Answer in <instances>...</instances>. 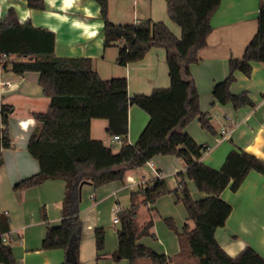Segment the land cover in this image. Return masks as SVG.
Wrapping results in <instances>:
<instances>
[{"label": "trees", "instance_id": "16d2710c", "mask_svg": "<svg viewBox=\"0 0 264 264\" xmlns=\"http://www.w3.org/2000/svg\"><path fill=\"white\" fill-rule=\"evenodd\" d=\"M105 21V45L118 41L120 51L117 62L127 65L143 59L153 47H164L171 77L169 87L155 88L150 94L130 96L128 79H104L94 68L88 56H59L55 52L54 31L35 26L30 20L21 22L14 8L0 19V71L3 67L24 74L39 72H84L89 75L88 93H55L50 96L46 111L34 112L38 125L29 143V152L39 161L40 170L18 181L15 190L37 186L47 179L66 181L62 202V222L48 225L42 246L46 250L63 249L62 264H83L80 256L84 222L81 218V193L84 183L98 188L111 181H124L127 172L146 165L158 155H177L187 163V169L177 174L178 188H173L164 176L147 183L131 194V205L118 212L119 245L113 253L116 259L126 258L129 264H264V256L251 245L232 256L220 244L216 230L226 224L233 211L231 203L221 197L230 187L237 191L249 173L257 170L264 175V160L246 150L232 149L221 168L212 167L201 160L209 149L198 143L186 131L187 125L198 118L201 125L216 134L209 114L200 107V93L191 65L199 60L198 51L207 43L212 30L211 18L222 0H167L169 17L180 25L178 37L165 21L145 19L137 23H114L109 19V0H97ZM33 8H46L45 0H28ZM16 55L18 59H10ZM25 58V59H24ZM264 61V0L258 14V30L248 43L242 57L229 61L228 76L213 87L215 101L232 103L236 109L254 105L248 91L234 93L231 86L237 72L250 76L255 62ZM136 104L148 112L150 119L133 144L129 141V108ZM215 104V102L213 103ZM12 104L4 103L0 93V164L2 151L12 141L3 127L13 112ZM95 117L109 121L108 134L120 135L122 146L115 152L111 146L91 135V122ZM194 181L200 191L210 196L195 199L188 185ZM182 192L187 210L183 229L178 231L180 251L176 255L157 252L139 243L151 234V209L141 223L140 207L153 204L166 193ZM42 217L47 219L46 209ZM169 220V219H168ZM169 224L173 225L171 220ZM174 226V225H173ZM10 218L0 213V262L19 264L9 237ZM98 250L105 246V228H95ZM5 237V238H4Z\"/></svg>", "mask_w": 264, "mask_h": 264}, {"label": "crops", "instance_id": "0c3cea01", "mask_svg": "<svg viewBox=\"0 0 264 264\" xmlns=\"http://www.w3.org/2000/svg\"><path fill=\"white\" fill-rule=\"evenodd\" d=\"M45 1L46 8L39 9L30 7L28 0H0V19H4L14 8L21 22L30 20L35 26L54 31L57 55L91 57L102 78L126 77L130 96L150 94L155 88L171 85L164 47H153L143 59L127 65L117 62L119 42L105 45V21L97 0ZM261 1L222 0L212 15V30L207 36V43L198 51L199 60L191 65L200 93L201 110L209 114L217 133L204 128L198 118L187 125L186 131L198 143L209 145L201 160L215 168L222 167L232 149L246 150L264 160V61L254 63L250 76L237 72V80L231 86L234 93L248 91L254 105L236 109L232 103L215 101L212 91L217 82L228 76L230 59L242 57L256 34ZM108 16L114 23H137L150 18L162 20L178 37L182 35L180 25L168 15L167 0H109ZM10 59L18 57L13 55ZM88 92L89 75L84 72L28 71L19 74L9 67L0 71L1 100L14 106L8 123L3 126L9 133L12 146L2 151L0 213L10 218L8 234L19 264H62L65 259L63 249L46 250L42 242L48 225L62 222L66 181L61 178L47 179L24 190L14 188L18 181L40 170L39 161L28 150L29 139L38 125L34 112L46 111L52 94ZM149 119L148 112L143 108L136 104L130 106L131 143L138 140ZM108 124L106 118H93L91 135L117 152L122 146V139L108 134ZM187 166L186 161L177 155H158L146 165L129 170L124 181H111L98 188L90 182L84 183L81 193L84 229L80 247L83 264H129L124 258L113 257V251L119 245L120 228V222L114 220L115 208H128L133 191L161 176L171 177L174 187L178 188L177 174L185 171ZM188 185L195 199L210 196L200 191L194 181L188 180ZM171 195L149 204L154 221L152 233L141 237L139 243L149 244L157 252L173 256L179 253L180 246L175 234L164 228L161 218L175 216L172 210L179 207L183 227L186 222L191 227L194 224L187 220ZM221 197L232 204L233 211L226 224L216 230L220 244L232 256L247 245L264 256V175L252 170L237 191L227 187ZM43 208L46 209L47 219L42 217ZM98 226L107 230L105 246L100 251L95 236ZM150 235H155L157 240L162 238L161 235L165 237L161 247L158 246L159 241L153 243ZM185 262L196 264L190 257H186ZM143 264L148 263L143 261Z\"/></svg>", "mask_w": 264, "mask_h": 264}, {"label": "rangeland", "instance_id": "374dc122", "mask_svg": "<svg viewBox=\"0 0 264 264\" xmlns=\"http://www.w3.org/2000/svg\"><path fill=\"white\" fill-rule=\"evenodd\" d=\"M174 24H176V23H174ZM164 177H166L167 179H168V182H169V184L173 187V188H175L174 187V185H173V183H172V179H171V177H169V176H164ZM170 194H172L171 196H173V197H175V202H176V205H178V206H180L181 208H182V211L184 212V214H185V216H187V210H186V207H185V205H184V203H183V201H182V192L179 190V193L178 194H176V193H174V192H172V193H166V194H164V195H162L161 197H159L158 199H164L165 198V196H168V195H170ZM167 198V197H166ZM157 199V200H158ZM145 207V209H143L144 207ZM143 206H141L140 207V218H139V221L140 222H144L145 221V219H146V217H147V215H150L149 214V208H148V206L149 205H143ZM144 210V211H143ZM173 211V213L175 214V216H164V217H162L161 218V222H162V225L164 226V228L166 229V230H168V231H170V232H172L173 234H175V236H176V239H177V241H178V244H179V239H178V231H181L182 230V228H183V224H181V218H180V215H181V210H180V208L178 207V208H176V210H172ZM171 220V222L173 223V225H170L169 224V220ZM188 220V219H187ZM105 235H106V238H107V230H105ZM145 236V235H144ZM144 236H142V237H144ZM151 237H153V239H152V241H153V243L154 242H158V246L159 247H161V242L163 243L164 242V240H165V237L163 236V235H161L162 236V238H159L160 240H157V237L155 236V235H150ZM106 238H105V240H106ZM155 239V240H154ZM12 243V242H11ZM146 245H148V246H150V247H152L151 245H149V244H146ZM13 246V245H12ZM180 246V245H179ZM153 248V247H152ZM153 249H155V248H153ZM116 250V249H115ZM114 250V251H115ZM113 251V252H114ZM125 260H127L128 261V259H126V258H124ZM129 262V261H128ZM146 262L148 263V261L146 260Z\"/></svg>", "mask_w": 264, "mask_h": 264}, {"label": "built area", "instance_id": "2783aa9c", "mask_svg": "<svg viewBox=\"0 0 264 264\" xmlns=\"http://www.w3.org/2000/svg\"><path fill=\"white\" fill-rule=\"evenodd\" d=\"M223 133L225 134L226 131L223 130ZM114 138L115 139H122V137L120 135H114ZM121 209L119 207L115 208V212H116V216H115V222H120V219H119V216H118V212L120 211ZM5 238V237H4Z\"/></svg>", "mask_w": 264, "mask_h": 264}, {"label": "clouds", "instance_id": "9594fccd", "mask_svg": "<svg viewBox=\"0 0 264 264\" xmlns=\"http://www.w3.org/2000/svg\"><path fill=\"white\" fill-rule=\"evenodd\" d=\"M23 126V125H22Z\"/></svg>", "mask_w": 264, "mask_h": 264}]
</instances>
